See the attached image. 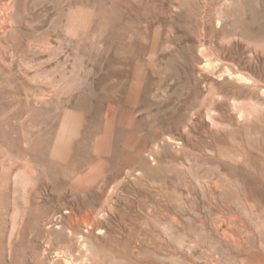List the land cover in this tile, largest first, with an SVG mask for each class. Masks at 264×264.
<instances>
[{
    "label": "rangeland",
    "instance_id": "obj_1",
    "mask_svg": "<svg viewBox=\"0 0 264 264\" xmlns=\"http://www.w3.org/2000/svg\"><path fill=\"white\" fill-rule=\"evenodd\" d=\"M229 1L0 0V264L264 261V0H234L237 42ZM206 31L255 90L204 68ZM54 215L89 235L73 262Z\"/></svg>",
    "mask_w": 264,
    "mask_h": 264
},
{
    "label": "bare ground",
    "instance_id": "obj_2",
    "mask_svg": "<svg viewBox=\"0 0 264 264\" xmlns=\"http://www.w3.org/2000/svg\"><path fill=\"white\" fill-rule=\"evenodd\" d=\"M212 1V0H211ZM226 2V1H225ZM228 6L227 8H222V9H217V12L220 14L219 18L221 20V26L216 27L217 29V33L218 34H225L227 37H231L232 39H234L236 42L238 41L237 38L240 40V38H247V33L243 30V23H244V18L242 16H240L237 11H236V5L237 2H235L234 0H230L229 3H227ZM225 5V4H224ZM216 8V7H215ZM242 9V8H241ZM245 9V8H244ZM208 29V28H206ZM206 37H210V42L208 43V45L206 46V44H202L203 45V50L205 55L209 54L211 52V55H208L210 58H207V62L204 66V68L210 69L213 68V70L215 71L214 73H218L220 76L224 75L227 72H230L231 75H234V79L236 81H242L244 82V84H247V86H249L250 89L255 90L258 86V79L252 76H249L247 74H245V72L241 69V63H238L236 61L233 62L234 64H229L228 60L226 62H222L224 61L225 58H223V56H227L224 55V52H226V50L231 51V45H227L224 42H218V43H214L212 37L210 36V33L206 31ZM249 35V34H248ZM216 36V33H215ZM250 36V35H249ZM252 37V36H250ZM207 40V39H206ZM233 50V49H232ZM227 53V52H226ZM215 57V59H214ZM236 59V58H235ZM217 61L216 62H214ZM240 65V66H239ZM252 65V64H251ZM244 66V65H243ZM213 75V74H212ZM206 79V78H205ZM233 101V100H232ZM241 101L234 99L233 101V105L236 109H238V112L240 113V117L241 118H245V113H247V111H245L246 109H244V106H242L240 103ZM214 104V103H213ZM248 110V109H247ZM238 113V114H239ZM247 117V116H246ZM88 130V129H87ZM86 132V130H84ZM79 132V131H78ZM83 133V131L81 133H79L78 135L81 136V138H88V136H91L90 134H88V132ZM90 132V130H89ZM92 132V131H91ZM75 133V132H74ZM75 135V134H74ZM77 135L73 136L76 137ZM78 137V136H77ZM70 139V137H68ZM72 138V137H71ZM93 138V137H92ZM89 138V139H92ZM95 138V137H94ZM93 138V140H94ZM72 140V139H71ZM91 141V140H90ZM69 142V140H68ZM80 141H77V143H79ZM84 142V140L82 141V143ZM88 142V141H87ZM71 144V143H70ZM67 145H69V143H67ZM72 146V145H71ZM98 152V151H97ZM100 152V151H99ZM115 152V150H114ZM113 152V153H114ZM96 154V153H95ZM100 154L99 153L97 156L100 158ZM80 156L82 159L81 163H89L92 159H93V154L86 152V153H82L80 152V149L77 150L73 154H69L66 162L67 164H69L70 162L74 161L76 156ZM119 155V153H118ZM118 155L116 156L115 153V160H117ZM103 156V155H102ZM121 156V155H120ZM109 157V156H108ZM112 159H114L113 157H111ZM122 158V157H121ZM119 160V159H118ZM114 161V160H113ZM70 165V164H69ZM84 165V164H83ZM73 167V166H72ZM78 167V166H77ZM76 167V168H77ZM82 167V165H81ZM112 168V167H111ZM80 171V170H79ZM67 173V172H66ZM80 174V173H79ZM107 181V180H106ZM105 186V185H104ZM103 186V187H104ZM94 194V193H93ZM85 202V200L83 201ZM86 203H88L86 201ZM93 206V205H92ZM70 211V210H69ZM73 211V209H72ZM93 212V211H91ZM56 214V213H55ZM63 214V213H62ZM91 215V214H90ZM56 215H54V217L48 216L43 220V226L45 228H47L46 230L48 231L47 233H45V243L47 242L46 245H49V247L52 246V248H54V252L57 256L59 257H64L67 261L69 262H73V259L76 260L75 257V249L72 246V241L74 239V237L77 238V236H79V239L82 240V246L83 248L85 247L86 250L89 248V235H86L85 233H83L78 224L76 222H73L72 218L70 219L71 223L69 224H65V221H63V219L59 220V217H55ZM62 217V216H61ZM65 220V219H64ZM42 225V224H41ZM101 226V225H100ZM261 226V225H260ZM52 228H57L56 233H58L57 236L54 235V233L52 232ZM41 229V228H40ZM49 229V230H48ZM45 230V231H46ZM44 231V232H45ZM26 232V231H25ZM87 232V231H86ZM263 234V233H262ZM44 239V240H45ZM92 239V238H91ZM91 241V240H90ZM80 243V244H81ZM56 245L58 246L56 248ZM81 246V245H80ZM92 246V245H91ZM48 247V246H47ZM241 247V246H240ZM51 248V250H52ZM92 248V247H91ZM48 249V248H47ZM78 249V248H77ZM82 249V247H81ZM242 249V248H241ZM244 249V248H243ZM56 250V251H55ZM80 250V249H79ZM246 250V249H245ZM257 250V249H256ZM45 251V250H44ZM47 251V250H46ZM50 251V250H49ZM88 251V250H87ZM52 252V251H51ZM53 252V253H54ZM252 252V251H251ZM259 252V251H258ZM77 256V254H76ZM49 260V259H48ZM58 261V260H57ZM259 264H264V261L262 263Z\"/></svg>",
    "mask_w": 264,
    "mask_h": 264
}]
</instances>
